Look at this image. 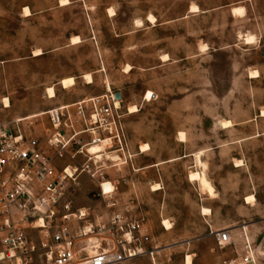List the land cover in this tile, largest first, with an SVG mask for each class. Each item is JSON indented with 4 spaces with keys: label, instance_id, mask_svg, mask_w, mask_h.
Returning a JSON list of instances; mask_svg holds the SVG:
<instances>
[{
    "label": "rangeland",
    "instance_id": "obj_1",
    "mask_svg": "<svg viewBox=\"0 0 264 264\" xmlns=\"http://www.w3.org/2000/svg\"><path fill=\"white\" fill-rule=\"evenodd\" d=\"M62 1L0 0V126L44 134L51 126L47 114L24 119L121 93L133 157L106 174L120 180L121 207L146 216L149 247L156 249L124 264H188V255L192 264H241L246 238L264 264V0ZM192 5L199 10L191 11ZM238 7L242 13L234 12ZM247 35L255 40L247 43ZM76 36L81 41L72 43ZM38 49L42 54L35 55ZM67 77L76 84L64 88L60 82ZM49 87L56 97H49ZM225 120L232 126L224 128ZM82 138L88 142L87 134ZM144 144L150 149L142 153ZM199 151L216 195L190 180L201 170ZM85 160L78 154L56 163L75 168ZM157 162L164 163L145 168ZM73 174L72 211L108 222L115 209L109 199L86 173ZM159 181L162 189L154 191ZM250 195L254 202L246 200ZM220 230L232 236L222 248L212 233Z\"/></svg>",
    "mask_w": 264,
    "mask_h": 264
},
{
    "label": "built area",
    "instance_id": "obj_2",
    "mask_svg": "<svg viewBox=\"0 0 264 264\" xmlns=\"http://www.w3.org/2000/svg\"><path fill=\"white\" fill-rule=\"evenodd\" d=\"M117 100L109 92L53 108L46 112L51 126L44 134L0 126V264H124L154 255L146 216L121 207L116 197L120 180L106 174L110 167L119 172L133 157ZM92 145L103 148L100 157L84 150ZM78 154L86 158L81 167L58 168L56 160ZM69 168L90 176L99 195L109 199L107 206L115 209L108 222L82 209L72 211L69 180L74 174ZM106 184L112 185L111 191L105 190ZM212 233L221 248L232 241L228 230ZM94 243L99 247L90 253ZM241 264H259L247 238Z\"/></svg>",
    "mask_w": 264,
    "mask_h": 264
},
{
    "label": "bare ground",
    "instance_id": "obj_3",
    "mask_svg": "<svg viewBox=\"0 0 264 264\" xmlns=\"http://www.w3.org/2000/svg\"><path fill=\"white\" fill-rule=\"evenodd\" d=\"M68 2H69V0H66V2H65V0H63L62 1V4H67ZM197 10H199L198 9V6L197 5H192L191 11H197ZM25 12H26L27 15H30V10L28 9V7H26V11ZM234 12L235 13H242L243 11H242V8L241 7H238V8H235L234 9ZM150 17H151V19H150ZM149 19L151 21H154L155 20V17L152 16V15H150L149 16ZM254 40H255V37L253 35H247L245 37V41L247 43H252ZM80 41H81V39L78 36L73 37V39H72V43H78ZM40 54H42V51L40 49H38V50L35 51V55H40ZM166 56L167 55H164L163 57L165 58ZM252 74H257V73L254 72ZM84 77L86 78V80H87L88 83H92L93 82V77H92L91 74H86ZM60 83H61V85L64 88H69V87H72V86H74L76 84V79H75V77H67V78L62 79ZM108 87L111 88L110 87V84H108ZM48 93H49V97L50 98L56 97V90H55L54 87H49L48 88ZM4 101H7L6 106L8 107L9 106L8 99L6 98ZM117 104L120 105V101L117 100ZM129 110H130L131 113L132 112H135L136 111V107L135 106H131L129 108ZM44 114H46L45 111H40V112H37V113L30 114V116L28 118L38 117V116L44 115ZM261 115L264 116V110L262 111ZM222 125H223L224 128H228V127L232 126V122L231 121H228V120H225V121L222 122ZM180 138L182 140L185 139L184 133H180ZM149 149H150V146L148 144H144V145L141 146V151L142 152H146ZM89 151L91 153L96 154V155H98L100 157L101 156V152L103 151V148L101 146H99V145H92V146L89 147ZM202 154H203L202 151H199V152L195 153V155H196V163L201 165V170L192 171L190 173V175H189L190 180L197 181L199 183L200 188H201L202 191H204L206 193H209L210 195H216V191H215L214 185L212 184V182L207 177V173H206V163L201 158L202 157ZM114 157L116 158V156H114ZM162 163L163 162H158L157 164H162ZM237 163H239V162H237ZM69 173L73 175V171L70 168H69ZM194 176L195 177H198V179H195L194 180L193 179ZM161 188L162 187H161L160 184H155V185H153V188L152 189L154 191H157V190H160ZM246 200L248 202H254L255 201V197L253 195H250V196H248L246 198ZM209 211L210 210L207 209V208H204L203 209V212L204 213H208ZM163 224H164V227L167 230H169V229L172 228V223L168 219H165L163 221ZM98 247H99L98 244H95V243L94 244H90L88 250H89L90 253H95L97 251V248ZM186 262L188 264H192V256L191 255H188L186 257Z\"/></svg>",
    "mask_w": 264,
    "mask_h": 264
},
{
    "label": "crops",
    "instance_id": "obj_4",
    "mask_svg": "<svg viewBox=\"0 0 264 264\" xmlns=\"http://www.w3.org/2000/svg\"><path fill=\"white\" fill-rule=\"evenodd\" d=\"M83 139H84V138H83ZM84 140H85V139H84ZM75 148H76V147H75ZM142 153H143V152H142ZM191 155H194V154L191 153ZM157 163H158V162H157ZM157 163H155V164L152 163L153 165H152V164H149V165H147L145 168H151V167H153V166H159V165H161V164H157ZM163 163H164V162H163ZM158 184L162 185V184H163V181H159ZM161 189H162V188H161ZM132 199H133V198H132ZM133 200H134V199H133Z\"/></svg>",
    "mask_w": 264,
    "mask_h": 264
},
{
    "label": "water",
    "instance_id": "obj_5",
    "mask_svg": "<svg viewBox=\"0 0 264 264\" xmlns=\"http://www.w3.org/2000/svg\"><path fill=\"white\" fill-rule=\"evenodd\" d=\"M115 97H116L117 99H121V97H122V96H121V93H116V94H115Z\"/></svg>",
    "mask_w": 264,
    "mask_h": 264
},
{
    "label": "snow or ice",
    "instance_id": "obj_6",
    "mask_svg": "<svg viewBox=\"0 0 264 264\" xmlns=\"http://www.w3.org/2000/svg\"><path fill=\"white\" fill-rule=\"evenodd\" d=\"M65 2H66V0H65ZM195 10V9H194ZM150 19H151V17H150ZM165 59H167V57H165ZM149 96H151V93H149ZM5 103H7V101H5ZM193 179L195 180V179H198V177H193Z\"/></svg>",
    "mask_w": 264,
    "mask_h": 264
}]
</instances>
